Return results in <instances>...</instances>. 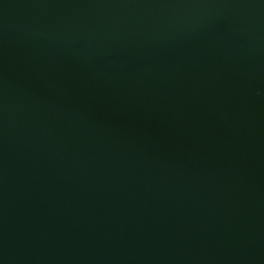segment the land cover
Segmentation results:
<instances>
[{
  "label": "water",
  "instance_id": "1",
  "mask_svg": "<svg viewBox=\"0 0 264 264\" xmlns=\"http://www.w3.org/2000/svg\"><path fill=\"white\" fill-rule=\"evenodd\" d=\"M0 264H264V0H0Z\"/></svg>",
  "mask_w": 264,
  "mask_h": 264
}]
</instances>
